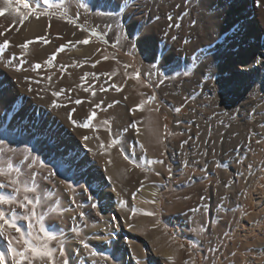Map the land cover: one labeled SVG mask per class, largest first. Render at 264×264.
Returning a JSON list of instances; mask_svg holds the SVG:
<instances>
[{
    "label": "rangeland",
    "instance_id": "1",
    "mask_svg": "<svg viewBox=\"0 0 264 264\" xmlns=\"http://www.w3.org/2000/svg\"><path fill=\"white\" fill-rule=\"evenodd\" d=\"M158 1L161 0H148V4L154 8ZM3 2L8 5L9 18L18 25L21 24L19 13L27 14L29 19L36 13L38 5L45 4L44 0H0V4ZM25 4H29L32 10L25 8ZM52 5L63 8L70 14L78 12L75 9L76 4L56 2ZM195 8L185 16L186 33L192 30L191 34L202 35V26L208 21V11L205 7ZM14 9H19V12ZM47 15L58 21L63 19L58 13ZM102 16L99 27L108 32L111 30V38L103 42L99 61L82 60L80 70L77 71V75L81 74V77L73 72L70 74L71 72L65 70H56V65L53 67L55 72L51 67L47 68L48 71L46 67L42 68L44 60H50L53 56L55 59L51 61L56 64H78L72 58L65 57L64 50L60 51L63 46L62 35L52 36L56 44L52 45L47 43L48 38L19 40L11 34L5 39L10 42L7 48L2 46L5 40L0 36V62L17 61L25 67V72H18L15 67H10L12 71L9 68L7 70L12 76L21 78L25 95L23 98L27 100L24 104L19 102L20 98L15 99L11 101L8 109L12 118L21 114V124L16 122L0 125V185L16 181L15 185L0 187V194L11 201L3 205V210L7 218L14 220L21 228L20 233L10 228L0 233V253L4 254V260L0 264H16L11 248L23 251L32 246L51 249L54 253V264H264V243H261L264 241V212L255 214L258 210L254 199L256 193H264V134L257 137L251 130L247 132L249 137L247 133L240 137L243 139H238L235 146L228 150L229 154L227 151L224 154L226 158L221 164L230 169L224 174L221 173L212 140L208 143L210 146L203 142L207 131L197 133L195 126H191V130L175 134L172 129L174 117L164 112L168 129L167 135L163 137L162 127L158 122L163 107L160 91L163 66L153 62L142 66L134 51L126 47V31L134 33L133 26L124 22L118 14L106 13ZM66 24L78 27L73 19ZM40 41H45L41 46L45 48L36 49L35 52L37 42ZM131 43L130 47L134 48V42ZM25 44L28 46L23 47ZM119 54L137 69L133 72L139 74L143 83L141 95L151 114L150 121L153 124L159 123L150 142L145 139L138 140L140 143L130 140L132 131L120 115L112 125L99 117L96 106L100 101L113 104L121 98L115 94H109L110 97L104 92L88 89L85 74H89L92 79L96 74L103 78L105 76V81L108 82L123 74L124 69L117 59ZM37 64L42 67L37 68ZM263 86L258 90L257 99L264 98ZM48 92H55L56 95ZM58 101L66 102L67 110L53 113L52 105ZM178 109L181 116L190 113L188 106L180 105ZM93 112L96 113L95 118L89 119ZM46 116L51 117L55 124L62 121L68 123L71 116L81 125L88 124L90 129L78 130L83 134L80 137L85 136V133L95 134L96 129L108 128L116 136L123 137V148L139 164L141 173L130 172L124 167L118 171L120 184L114 189L118 194L119 204L116 214L107 213L100 192L62 160L48 138L37 137L31 129L37 122L46 123ZM196 120L193 118L189 121ZM214 136L216 134L211 135L210 139H214ZM236 137L237 134L234 138ZM197 142L202 147L200 143L195 144ZM102 144L103 147L100 146ZM104 145L100 142V152L102 156H108L111 150ZM92 148L97 154L96 147ZM165 153L172 160L169 166L160 163ZM169 174L173 176V180L162 190L160 205L150 206L147 200L138 201L139 199L134 198L142 184H164ZM221 177L225 183L218 188L216 184ZM233 183L235 188H228ZM13 188L20 190L14 192ZM25 197L34 201L27 209L21 207ZM148 212L154 215H146ZM128 243L131 247L130 255L125 249ZM27 255L31 257V253ZM23 264L53 262L47 258H30Z\"/></svg>",
    "mask_w": 264,
    "mask_h": 264
},
{
    "label": "bare ground",
    "instance_id": "2",
    "mask_svg": "<svg viewBox=\"0 0 264 264\" xmlns=\"http://www.w3.org/2000/svg\"><path fill=\"white\" fill-rule=\"evenodd\" d=\"M48 2L50 5L47 3L39 6L36 3L38 6L36 13L34 15L32 13L33 17L30 16L31 18L19 25L9 18L8 5L4 2L0 4V36L3 40L13 34L19 40H30L31 38L32 41V38H48L47 43L56 45L52 36L62 35V44L66 47L63 55L78 62L74 65H61L54 61L49 63L51 59L45 58L46 61L44 60V64L42 63L43 67L40 65L42 68L51 67L54 71L53 67L56 65V70H65L71 72L70 74L73 72L79 77L81 74L77 75V71L80 70L82 60L97 61L101 57L99 55H101L103 42H107L105 40L111 38V30L108 32L99 27L102 15L105 16L106 13L118 14L124 22L134 28L132 34L128 30L126 31L127 46H125L127 49L134 51L142 66H145L147 62H153L164 68L162 71L160 70L163 107L160 110L158 121L162 127L163 137L167 135L168 129V121L164 112H168L174 117L172 129L175 134L189 131L191 126H195L196 129H194L197 133L207 131L206 137L203 136V142L210 146L208 143L212 140L221 173L224 174L225 171H230L229 167L225 166V168L221 164L222 160L226 158L224 157L226 151L228 152L233 145L235 146L238 139L248 131L253 130V135L257 137L261 133L264 134V98L257 99L258 90L264 85V0H161L154 8L149 6L148 0H48ZM56 2L76 4L77 14H70L63 8L53 7L52 4ZM194 7H196L195 9L205 7L208 11L207 24H202V35L199 33V35H193L191 34L192 30L190 33H186L184 19ZM42 13H58L63 19L58 21L55 17ZM70 19H73L78 27L68 26L66 22ZM118 20L120 19L118 18ZM86 39L90 42L82 43ZM131 42H134V48L130 47ZM44 44L45 41L37 42L35 52H37L36 49L42 50L41 46ZM110 50L113 49L110 47ZM117 59L122 64L124 71L122 75L110 82L105 81L106 77L103 78L99 74L93 75L94 79L89 74L84 75L88 89L104 92L108 96L115 94L121 98L120 101L113 104L100 101L99 107L96 106L97 113L103 121L106 120L110 125L113 124L117 116H122L125 124L132 131L130 140L138 142L140 139H145L150 142L159 123L153 124L150 121L151 114L141 95L143 83L140 78H137L138 73L133 72L137 69L122 55L119 54ZM10 67H15L18 72L25 69L17 61L9 63L2 60L0 62L1 126L16 124L22 120L21 114L13 118L9 115L8 109L11 101L20 98L19 102L24 104L27 102L23 98L25 95L20 83L21 78L9 74L7 68L10 69ZM31 69L36 70L37 68ZM84 76L82 77L85 78ZM119 83L122 85L120 86ZM83 86L85 87L84 84ZM117 88L119 90H116ZM95 90L94 92H96ZM141 103H143L142 110L136 107ZM180 105L188 106L190 113L181 116L179 110L177 111ZM27 107L31 106L27 105ZM52 107L53 113L67 110L66 102L58 101ZM193 118L197 120L189 121ZM68 119V123L62 121L55 124L51 117L46 116V123L37 122L36 126L31 129L35 131L37 137L48 138L62 160L74 169L78 176L85 178L100 192L106 212L110 215L116 214L119 211V204L118 194L114 189L120 184L118 171L124 167L130 172L141 173L139 164L123 148V137L116 136L111 129H96L95 134L85 133V136L80 137L82 133H79L78 130L86 127L81 125L75 117L71 116V119ZM186 122L189 125H184ZM87 128L90 129V127ZM211 133L216 134L214 139H210V136L213 135ZM236 134L237 137L234 138ZM100 142L105 144L104 147L110 148L108 156H102ZM93 146L96 147L97 154L94 153ZM200 146L202 147V144ZM213 146L211 147L213 148ZM161 161L163 166L172 164L170 156L166 153ZM172 178L173 176L169 174L164 184L150 182L142 184L141 190L134 198L139 199L138 201L147 200L151 204L150 206H156L160 203L162 190L173 180ZM224 183L223 177H221L216 185L221 188ZM228 188L234 189V183L230 184ZM243 196L245 195L243 194ZM254 199L256 210H258L255 211V214L264 212V193H256ZM261 216L263 215L261 214ZM127 226H130L129 223ZM125 249L130 255L129 243L125 245Z\"/></svg>",
    "mask_w": 264,
    "mask_h": 264
},
{
    "label": "snow or ice",
    "instance_id": "3",
    "mask_svg": "<svg viewBox=\"0 0 264 264\" xmlns=\"http://www.w3.org/2000/svg\"><path fill=\"white\" fill-rule=\"evenodd\" d=\"M44 3L47 4L48 0H44ZM24 7L32 10L31 6L29 4H25ZM14 11L19 12V9H14ZM19 14L21 16L20 22L23 23V21L25 19H27L28 16L25 13H19ZM44 14L46 15L47 13H44ZM89 42L90 41L87 39L82 41V43H84V44H87ZM28 43H31V41H29ZM2 46L4 48H7L10 46V42L5 40L3 42ZM27 46H28L27 44L23 45V47H27ZM63 50H64V47L61 46L60 51H63ZM51 59L54 60L55 56H53ZM105 59H107V58H105ZM50 62H51V60L49 61V63ZM36 67L39 68L40 65L37 64ZM137 78H139V74H137ZM116 90H119V88H117ZM94 94L95 93H93V95ZM80 102L81 101H77V103H80ZM97 107H99V105H97ZM136 107L140 108L142 110L143 109V103H141L140 105H137ZM178 110L179 109H177V111ZM133 111H135V109H133ZM95 116H96V113L93 112L91 117H89V119H94ZM83 126L86 128L89 127L88 124H84ZM133 127H135V125H133ZM113 143H115V141H113ZM102 147H103V145H102ZM160 163H162V161H160ZM15 183H16V181L12 180V181H9L7 185H0V187L12 186V185H15ZM19 190L20 189H18V188H13L14 192H18ZM10 202L11 201L9 198H6L5 195L0 194V233H4L6 231V228L14 229L18 233L21 232V228L18 226V224L14 220L7 218L5 211L3 210V205L8 204ZM33 203H34V201L32 199H28L27 197H25V201L21 204V207L27 209L28 206L33 205ZM145 214L146 215H154V213H151V212H148ZM21 235H23V233H21ZM9 244L11 245V241H9ZM11 252H12L13 258L16 260V264H23V262L25 260L30 259V258H38L40 260L47 258L49 261H52L54 264V253L51 249L46 248V247L32 246L29 248H25L23 251H17L16 248H11ZM28 253H31V257L29 255H27ZM17 257H18V259H17ZM3 260H4V254L0 253V261H3Z\"/></svg>",
    "mask_w": 264,
    "mask_h": 264
}]
</instances>
